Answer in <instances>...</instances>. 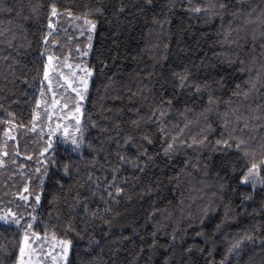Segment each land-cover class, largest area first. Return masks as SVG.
<instances>
[{"label": "trees", "instance_id": "obj_1", "mask_svg": "<svg viewBox=\"0 0 264 264\" xmlns=\"http://www.w3.org/2000/svg\"><path fill=\"white\" fill-rule=\"evenodd\" d=\"M61 51L92 68L80 153L37 120ZM260 145L264 0H0V212L21 218L0 220V264L29 224L68 264H264V185L240 181Z\"/></svg>", "mask_w": 264, "mask_h": 264}, {"label": "rangeland", "instance_id": "obj_2", "mask_svg": "<svg viewBox=\"0 0 264 264\" xmlns=\"http://www.w3.org/2000/svg\"><path fill=\"white\" fill-rule=\"evenodd\" d=\"M78 28L90 39L93 38L94 29L89 27L86 19L79 23ZM79 55L77 57L80 59L83 55L82 53ZM79 59L75 60L69 54L63 56L62 51L52 56L47 68L44 100L40 103L41 106L43 104L44 109L40 111L37 119L42 122L44 130L50 133L49 148L54 146L59 137L60 143L70 145L77 153H80L82 146L83 108L92 79V68ZM85 82L87 83L86 88L84 87ZM259 184L257 182L256 186ZM4 212L6 211L0 213ZM1 221L18 225L15 221ZM34 233L39 232L35 231L32 226L24 231L22 241L24 254L21 256L20 252L18 264H68L70 245L64 247L61 242L70 240L53 233H39V236ZM25 235L28 236L27 241L24 240ZM65 252L66 256L62 254Z\"/></svg>", "mask_w": 264, "mask_h": 264}, {"label": "snow or ice", "instance_id": "obj_3", "mask_svg": "<svg viewBox=\"0 0 264 264\" xmlns=\"http://www.w3.org/2000/svg\"><path fill=\"white\" fill-rule=\"evenodd\" d=\"M226 5L224 4H221L220 5V8H225ZM97 11H103V9H97ZM71 14V13H69ZM52 15H56V6L53 5L52 6ZM49 23H51V21H49ZM86 23L89 25V27H91L92 29H94L96 27V24L94 21H91V20H87L86 19ZM47 38V37H45ZM49 61L52 60V57L49 56ZM91 71V70H89ZM45 75L47 76V72H45ZM174 75H177L179 77V80H180V84L183 85L184 81L187 80L189 78V75L190 73L188 72L187 69L183 70L182 72H177V73H174ZM65 79H67V77H65ZM84 87L86 88L87 87V83L85 82L84 84ZM197 87H200L199 85H197ZM82 98V97H81ZM209 102L211 103L212 102V98L209 97ZM163 114V113H161ZM129 140H131L132 138L129 137L128 138ZM150 140V137L147 138ZM207 137H204V140H206ZM75 142V141H74ZM196 143H203V141H194ZM216 145H223L225 146L226 148H235L237 150H239L240 152H242L245 156L251 158L253 161L255 159V150L251 149L249 147V144H248V141L244 140V139H241L240 137H236L235 140H233V138L231 136H229L228 138H222V139H217L216 140ZM137 147H139V145H137ZM173 148V144L172 143H168L167 146L163 149V151L165 153H168L169 151H171ZM260 148H261V155H260V160H259V163L257 162H252L251 163V166L247 168V170L244 172V174L240 177V181L243 182V183H250L251 186L253 188L256 187V184L257 182H259L260 184L264 185V177H260V165L261 164H264V145H260ZM47 150V149H45ZM144 154L146 155L147 154V149H144ZM0 163H3V161H0ZM135 166H138L135 165ZM65 171H67V167L65 168ZM113 179H115V177H113ZM27 185H25V190H27ZM115 191L117 193H120L123 191L122 188H119L117 187L115 189ZM18 196H23V193H17ZM27 197H25L26 199ZM35 199L37 201L40 200V195H36L35 196ZM20 217L17 215L16 212H13L11 208L7 209L6 212L4 213H0V220H9V221H15V223L19 224L20 223ZM69 228H71V225L68 226ZM31 228V224L28 225V229ZM27 231V229L25 230ZM34 235L36 236H39V233H34ZM249 239H251V237H248ZM24 240L27 241L28 240V236L25 235L24 237ZM62 246L66 247L67 245H70L71 244V241H62ZM237 244H239V241L236 242ZM236 247V245H233V248ZM229 252L232 251V248H230L228 250ZM20 252H21V256H23L24 254V248L21 247L20 249ZM63 255L66 256V252L65 253H62ZM221 264H223V262H221Z\"/></svg>", "mask_w": 264, "mask_h": 264}]
</instances>
